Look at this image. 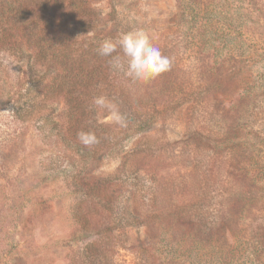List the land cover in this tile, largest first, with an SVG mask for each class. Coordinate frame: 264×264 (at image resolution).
Here are the masks:
<instances>
[{"label": "rangeland", "instance_id": "374dc122", "mask_svg": "<svg viewBox=\"0 0 264 264\" xmlns=\"http://www.w3.org/2000/svg\"><path fill=\"white\" fill-rule=\"evenodd\" d=\"M116 1L124 33L146 30L171 60L170 71L159 77L170 79L169 89L178 98L171 115L159 118L144 135H132L123 144L124 151L139 144L163 145L155 157L162 175L185 185L180 199L198 209L197 219L205 226L230 202L225 196L233 198L239 191L229 172L252 174L253 184L260 187L247 191L259 201L246 205L247 210L233 205L241 224L226 234L220 248L232 254L230 264H264L263 249L253 237L254 220L264 216V201L260 202L264 180H255L264 176V0ZM95 7L104 15L111 10L108 0ZM51 22L54 29L72 27L59 14L51 15ZM23 69L11 58L0 56V264H66L67 253H80L85 242L95 237L75 233L71 214L75 197L83 183L95 178L112 179L108 189L115 193L128 188V179L119 171L124 152L80 157L35 116L15 117V100L30 81L19 78ZM165 90L161 89V95ZM200 104L204 107L200 118L207 123L205 133L212 147L205 164L183 156L186 133L197 123L194 113ZM101 121L111 130L119 127L107 111ZM234 145L245 146L247 151L241 155L238 147L227 148ZM237 155L245 159L243 169L232 170L228 163ZM13 176L17 179L11 182ZM147 185L152 181L147 180ZM161 187L167 184H158L157 190ZM146 233L142 226L126 227V247L117 244L119 256L129 257L127 246ZM203 237H191L197 248L192 252L193 264H203L197 253H210ZM156 246L162 255L169 253L164 239ZM231 246L236 251H230Z\"/></svg>", "mask_w": 264, "mask_h": 264}, {"label": "trees", "instance_id": "16d2710c", "mask_svg": "<svg viewBox=\"0 0 264 264\" xmlns=\"http://www.w3.org/2000/svg\"><path fill=\"white\" fill-rule=\"evenodd\" d=\"M100 1L0 0V56L24 67L18 73L19 78L30 80L25 93L15 100V117L35 116L49 126L51 133L54 131L58 141L80 157L100 158L124 152L119 171L128 179V188L115 193L108 189L112 179L95 178L83 183L75 197L71 210L74 231L95 237L85 242L80 253H67L66 264H193L195 253L192 252L197 249L191 238L194 235L197 238L203 235L210 247L209 255L197 253L198 260L202 258L203 264H230L233 256L223 253L220 243L227 240V233H233L232 228L241 224L233 205L246 210L252 204L255 206L259 199L248 194L247 189L260 185L253 184L252 174L239 176L229 172L239 191H235L233 198L225 196L230 202H223L220 216L209 219L205 226L197 219L198 209L180 199L185 185L174 183L171 174L162 175L159 158L155 157H159L157 150L163 149V145L153 148L139 144L124 151L123 144L132 135H144L159 118L164 120L171 115L178 98L170 90L173 83L165 75L162 79L137 83L125 76L123 69L113 67L109 57L98 54V47L105 39L116 40L125 32L117 16V1L108 0L111 10L106 15L95 7ZM55 14L66 17L72 27L54 29L51 15ZM161 89L165 90L163 95ZM98 96L113 102L124 117L118 129L111 130L101 121L106 110L94 105L93 100ZM200 106L194 113L197 123L186 133L183 156L187 154L194 162L205 164L209 162L212 147L205 133L207 123L200 118L204 107ZM81 131L93 132L96 142L83 145L78 139ZM229 147H238L241 155L247 151L245 146ZM241 155L230 161L228 167L242 168L245 159ZM10 179L13 182L17 177ZM147 180L152 185L148 186ZM255 180L263 181L264 176ZM160 183L167 184V188L157 190ZM261 185L264 187V183ZM262 201L264 197H260ZM254 223L253 237L264 252V216L257 217ZM129 226L145 227L147 233L127 246L131 250L129 257L119 256L117 244L126 247L125 228ZM161 239L168 254L162 255L156 246ZM231 247L230 251H236ZM175 250L182 253H174ZM215 252L219 254L212 255Z\"/></svg>", "mask_w": 264, "mask_h": 264}, {"label": "clouds", "instance_id": "9594fccd", "mask_svg": "<svg viewBox=\"0 0 264 264\" xmlns=\"http://www.w3.org/2000/svg\"><path fill=\"white\" fill-rule=\"evenodd\" d=\"M98 54L109 57L113 67L123 69L125 76L137 83L154 80L171 67V60L162 54L153 43V36L144 29L122 33L116 40L105 39L98 47ZM93 103L99 109L106 110L112 122L123 125L124 117L105 96L95 97ZM78 139L85 146L96 142L93 132L81 131Z\"/></svg>", "mask_w": 264, "mask_h": 264}]
</instances>
